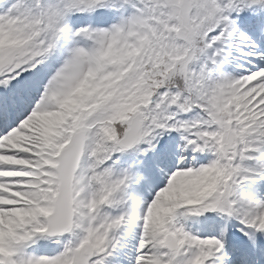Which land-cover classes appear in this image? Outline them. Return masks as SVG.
Wrapping results in <instances>:
<instances>
[{
	"label": "snow or ice",
	"instance_id": "snow-or-ice-1",
	"mask_svg": "<svg viewBox=\"0 0 264 264\" xmlns=\"http://www.w3.org/2000/svg\"><path fill=\"white\" fill-rule=\"evenodd\" d=\"M0 264H264V0H0Z\"/></svg>",
	"mask_w": 264,
	"mask_h": 264
},
{
	"label": "rangeland",
	"instance_id": "rangeland-1",
	"mask_svg": "<svg viewBox=\"0 0 264 264\" xmlns=\"http://www.w3.org/2000/svg\"><path fill=\"white\" fill-rule=\"evenodd\" d=\"M99 14H96V15H93L92 17H88V16H83L80 18L81 21H87L88 19H91L93 21H96L97 18H98ZM249 35L253 36V38H258V34L254 33V32H249ZM238 55V52L233 50L232 51V55L229 57L230 60H232V58L234 56ZM240 62L238 61H235L234 63H231V64H226L225 67H224V71L228 74H231V75H235V76H238L242 73L243 69L241 67H238L237 65L239 64ZM225 68L229 69V70H226ZM173 136L176 137V139L179 141L180 137H179V134L178 133H173L172 134ZM151 197H149L150 199ZM220 217L217 216L215 219L217 221V219H219ZM218 222V221H217ZM235 223V222H233ZM219 227H216L214 230L217 231ZM138 232V230H137ZM125 243H127L129 245L128 248L124 249L125 252H128L130 255L134 256V250L132 248L133 245H135L136 243V239L133 237V236H127L125 238Z\"/></svg>",
	"mask_w": 264,
	"mask_h": 264
},
{
	"label": "bare ground",
	"instance_id": "bare-ground-1",
	"mask_svg": "<svg viewBox=\"0 0 264 264\" xmlns=\"http://www.w3.org/2000/svg\"><path fill=\"white\" fill-rule=\"evenodd\" d=\"M226 70H228V69H226ZM199 219L202 221V218H199ZM218 222L221 223V224L225 223V221L222 218H220L218 220ZM188 227L193 232H199L201 234L204 232V229L201 227L200 223H197V218H193L192 220L188 221ZM233 231H235V229H233ZM216 232H218V231H216ZM42 243H49L50 244V242H42ZM55 246L56 245H51L52 248H55Z\"/></svg>",
	"mask_w": 264,
	"mask_h": 264
}]
</instances>
